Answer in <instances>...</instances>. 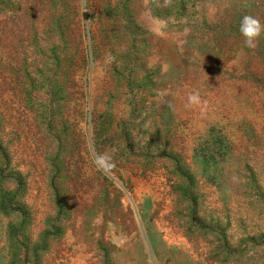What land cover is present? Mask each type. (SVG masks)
Here are the masks:
<instances>
[{"label": "rangeland", "instance_id": "374dc122", "mask_svg": "<svg viewBox=\"0 0 264 264\" xmlns=\"http://www.w3.org/2000/svg\"><path fill=\"white\" fill-rule=\"evenodd\" d=\"M245 15L264 0H0V264H264Z\"/></svg>", "mask_w": 264, "mask_h": 264}, {"label": "clouds", "instance_id": "9594fccd", "mask_svg": "<svg viewBox=\"0 0 264 264\" xmlns=\"http://www.w3.org/2000/svg\"><path fill=\"white\" fill-rule=\"evenodd\" d=\"M81 11H89L88 5L82 3ZM164 25H162L163 27ZM240 35L243 37V45L247 48L254 49L256 47V42L264 34V24H261L260 20L251 16L245 15L240 21L239 25ZM151 68L152 65L150 64ZM168 66H162V71H167ZM201 103L198 93L190 94L188 97V104L186 107H191L193 105H199ZM94 163L96 167L101 171H108L114 167V163L109 155L98 154L94 157Z\"/></svg>", "mask_w": 264, "mask_h": 264}]
</instances>
